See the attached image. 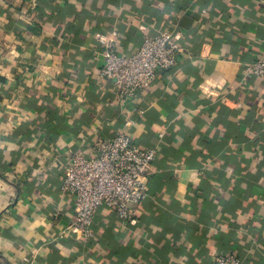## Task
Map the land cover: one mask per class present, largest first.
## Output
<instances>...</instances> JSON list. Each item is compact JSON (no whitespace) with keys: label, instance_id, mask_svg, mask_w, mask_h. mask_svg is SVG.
<instances>
[{"label":"crops","instance_id":"obj_1","mask_svg":"<svg viewBox=\"0 0 264 264\" xmlns=\"http://www.w3.org/2000/svg\"><path fill=\"white\" fill-rule=\"evenodd\" d=\"M176 29L178 65L132 98L101 76V34L129 54ZM264 0H0V254L11 264H264ZM129 131L158 147L134 222L107 206L85 239L68 152Z\"/></svg>","mask_w":264,"mask_h":264},{"label":"built area","instance_id":"obj_2","mask_svg":"<svg viewBox=\"0 0 264 264\" xmlns=\"http://www.w3.org/2000/svg\"><path fill=\"white\" fill-rule=\"evenodd\" d=\"M98 40L104 58L101 76L113 80L117 97L122 100L147 89L159 71L177 66L182 51L176 29L145 34L141 45L129 54L120 51L117 30L99 35ZM245 70L249 75L264 76V53ZM157 154V146L141 147L129 131L99 137L88 150L68 152L62 162L61 190L73 195L72 229L85 239L92 238V225L104 206L112 208L120 221L134 222L139 204L149 195ZM23 261L32 264L29 257ZM0 264L11 263L0 254ZM213 264H243V260L235 251L219 250Z\"/></svg>","mask_w":264,"mask_h":264},{"label":"trees","instance_id":"obj_3","mask_svg":"<svg viewBox=\"0 0 264 264\" xmlns=\"http://www.w3.org/2000/svg\"><path fill=\"white\" fill-rule=\"evenodd\" d=\"M244 264V263H243Z\"/></svg>","mask_w":264,"mask_h":264}]
</instances>
